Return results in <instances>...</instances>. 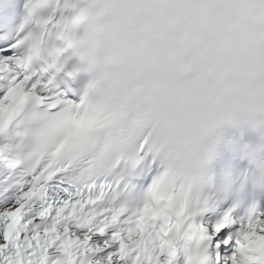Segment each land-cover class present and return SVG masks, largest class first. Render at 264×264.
<instances>
[{
  "label": "snow or ice",
  "instance_id": "obj_1",
  "mask_svg": "<svg viewBox=\"0 0 264 264\" xmlns=\"http://www.w3.org/2000/svg\"><path fill=\"white\" fill-rule=\"evenodd\" d=\"M136 7L0 0V264H264V119L174 112L124 57Z\"/></svg>",
  "mask_w": 264,
  "mask_h": 264
},
{
  "label": "clouds",
  "instance_id": "obj_2",
  "mask_svg": "<svg viewBox=\"0 0 264 264\" xmlns=\"http://www.w3.org/2000/svg\"><path fill=\"white\" fill-rule=\"evenodd\" d=\"M120 40L177 114L229 93L242 125L264 119V0H137Z\"/></svg>",
  "mask_w": 264,
  "mask_h": 264
}]
</instances>
